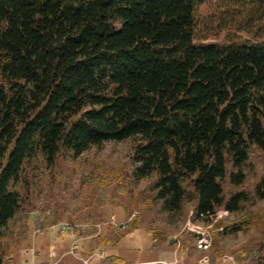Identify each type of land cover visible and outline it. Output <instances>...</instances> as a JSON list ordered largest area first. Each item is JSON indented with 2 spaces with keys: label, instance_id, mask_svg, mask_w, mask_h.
I'll return each instance as SVG.
<instances>
[{
  "label": "trees",
  "instance_id": "trees-1",
  "mask_svg": "<svg viewBox=\"0 0 264 264\" xmlns=\"http://www.w3.org/2000/svg\"><path fill=\"white\" fill-rule=\"evenodd\" d=\"M126 139L129 176L150 178L163 210L193 201L195 223L221 228L215 264L226 254L217 238L263 216L223 221L249 202L238 187L253 149L264 153V0H0V264L27 238L19 216L36 201L39 228L101 221L115 203L107 176L82 179L94 199L30 198L40 182L67 188L58 160ZM254 192L264 200V173ZM136 221L113 227L115 239ZM230 255L264 264V231Z\"/></svg>",
  "mask_w": 264,
  "mask_h": 264
},
{
  "label": "rangeland",
  "instance_id": "rangeland-1",
  "mask_svg": "<svg viewBox=\"0 0 264 264\" xmlns=\"http://www.w3.org/2000/svg\"><path fill=\"white\" fill-rule=\"evenodd\" d=\"M220 39L221 37L208 39L206 42H217ZM131 154L132 142L131 140L126 139L122 141H107L99 146H93L70 160L60 159L58 160L59 168L58 176H56V178L58 180L69 178L67 188L59 190L56 184L57 182H40L39 189L31 195L30 199H64L66 205H70L71 199H94L89 190V187L91 186L90 184L94 180H89L86 184H82V179L85 178L89 171L97 176H107L112 181L108 188V194L111 199H114L115 203L103 206V219L96 223L105 224L111 214H113L116 219L117 215L127 219L131 213H134L135 216L132 219H137V226H141L147 230L152 229L156 232L164 231L165 233H168L166 240L169 241V243V238L171 236L177 235L178 239L180 237L183 245L179 251V256L184 252L185 258L190 259L191 255L196 257L197 255L195 256V254H205V252L197 250L193 236L184 228L187 220L190 219L194 222L193 201L185 202L180 211L168 212L163 210L161 201L153 199L152 180L150 178L134 180L131 175L129 176ZM248 167L250 168L249 177L238 187V189L245 191L250 200L244 205L241 211L225 216L223 221L228 223L241 217H250L253 214H260L263 216L262 218H258L247 230L225 234L217 238L220 245L225 250V255L228 254L229 256H232L230 255L232 254V251L236 249L240 243L245 241L251 233L257 232L258 230L264 231V200H259L254 192L257 181L264 173V153L253 149ZM118 177L122 179V184H118ZM120 178L119 180H121ZM51 185H53L54 188H51ZM223 187L225 194L227 195L228 191L231 189L228 180L223 183ZM37 205L38 202L36 201L31 208L22 211L19 216V223L25 220L29 226V231L41 229L37 227L33 221ZM93 210L95 211L94 207ZM106 214H108V217L107 219H104ZM67 220H72V218H67ZM77 224H79L80 227H85L84 224ZM201 225L207 224L202 223ZM50 226L43 229H47V231L52 233L50 229H48ZM217 230L220 231L221 228L211 229V246L206 254H210L212 243L215 238L214 235ZM188 234H190V236ZM186 237H189V239L186 240ZM26 239L20 244H14L12 246L11 254L4 257V264H24V259L21 262H18L13 255L17 250H21L27 246L24 245ZM162 243L163 241L158 238L156 245L161 246ZM146 254L147 253H143L142 256L145 257ZM227 262L230 264H247L246 262L235 263L233 257L232 259L227 260Z\"/></svg>",
  "mask_w": 264,
  "mask_h": 264
},
{
  "label": "crops",
  "instance_id": "crops-1",
  "mask_svg": "<svg viewBox=\"0 0 264 264\" xmlns=\"http://www.w3.org/2000/svg\"><path fill=\"white\" fill-rule=\"evenodd\" d=\"M107 217L108 214L104 219ZM124 220L125 218L117 215V221ZM117 234L118 231L108 224H102L99 229L95 226L77 227L73 232L60 237L54 236L43 228L36 231L30 230L24 245H27L25 248H33L35 255L33 261L28 260L27 264L52 263L57 258L60 259L56 264H101V260L107 256L118 258L120 260L118 264H202L201 257L209 255L206 254L208 251L201 250L205 254L194 253L196 257L191 255L190 259H186L184 252L179 256L183 245L180 237L178 247L169 243L167 238L162 240L161 246L156 245L157 240H154L148 230L141 226L115 239ZM73 239L77 241V252L71 255L67 253V250ZM185 239L188 240L189 237ZM50 245L55 247L54 256L49 254ZM23 249L14 252L13 256L18 262L31 257V253L24 254ZM197 250L200 251L198 248ZM143 253H147L145 257L142 256ZM208 264H210L209 261ZM215 264L230 263L221 257Z\"/></svg>",
  "mask_w": 264,
  "mask_h": 264
},
{
  "label": "built area",
  "instance_id": "built-area-1",
  "mask_svg": "<svg viewBox=\"0 0 264 264\" xmlns=\"http://www.w3.org/2000/svg\"><path fill=\"white\" fill-rule=\"evenodd\" d=\"M134 216H135L134 213H131L127 217V219H125L123 222H119V221H117L115 216L113 214H111L108 217V220L105 222V224H108L112 227L121 226L122 228H125L127 226L128 221H130V219H132ZM93 226H95L96 228L99 229L102 226V223H95ZM77 227H80V225L77 223L65 220V221H61V222H59L53 226H50V228H48V229H50V231L52 232V234L54 236L60 237V236H63V235H66L68 233L73 232L75 230V228H77ZM184 228L187 230V232H189L193 235V238L195 240V245L198 249L203 250V251H208V249L211 246V239H212L211 229L209 228L208 225H200V224H197V223H195L189 219L186 221ZM169 240H170V243L174 247H178L180 245V241H179L180 239H178L177 235L171 236L169 238ZM76 252H77V241H76V239H73L69 245V249L67 250V253L74 255ZM23 253L24 254L31 253L30 259L24 258V264H26L28 262V260L30 262L33 261V258L35 255V251L33 248H31V247L26 248L23 250ZM49 254L52 256L55 255V247L53 245H50V247H49ZM222 258L224 261H227L229 259H232V256L224 255ZM59 259L60 258H57L52 263L41 262L39 264H56L59 261ZM201 263L202 264H208V256L207 255H203L201 257ZM166 264H170V263H166Z\"/></svg>",
  "mask_w": 264,
  "mask_h": 264
}]
</instances>
